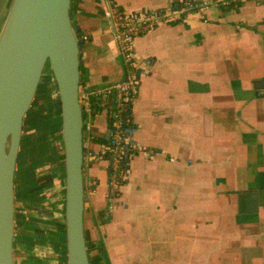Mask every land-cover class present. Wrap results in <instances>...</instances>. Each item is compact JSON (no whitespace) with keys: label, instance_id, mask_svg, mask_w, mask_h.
Returning a JSON list of instances; mask_svg holds the SVG:
<instances>
[{"label":"crops","instance_id":"1","mask_svg":"<svg viewBox=\"0 0 264 264\" xmlns=\"http://www.w3.org/2000/svg\"><path fill=\"white\" fill-rule=\"evenodd\" d=\"M11 1L0 0V32ZM174 1L71 0L79 93L124 77L113 7L140 11ZM134 48L144 73L131 109L133 138L153 153L133 154L109 195L108 163L100 176L99 162L87 157L101 144L92 137L105 134L83 119L87 246L99 251L101 243L109 264H264V0L195 8L141 32ZM29 145L22 132L14 264H65L62 152L52 145L56 165L38 176L42 162L27 157ZM253 197L256 210L248 212ZM18 249L27 253L20 261Z\"/></svg>","mask_w":264,"mask_h":264},{"label":"water","instance_id":"2","mask_svg":"<svg viewBox=\"0 0 264 264\" xmlns=\"http://www.w3.org/2000/svg\"><path fill=\"white\" fill-rule=\"evenodd\" d=\"M70 8L71 0H12L0 32V264H14L16 159L23 118L46 65L62 143L65 264H89L83 223L80 41ZM250 201L255 207L248 212L256 210L257 198Z\"/></svg>","mask_w":264,"mask_h":264},{"label":"built area","instance_id":"3","mask_svg":"<svg viewBox=\"0 0 264 264\" xmlns=\"http://www.w3.org/2000/svg\"><path fill=\"white\" fill-rule=\"evenodd\" d=\"M213 1V0H212ZM242 0H177L156 9L121 11L112 8L113 32L117 39L125 66L124 77L119 81L78 95L83 119L91 118L95 106L104 107L107 133L96 151L88 152L92 161L106 160L108 163L109 195L118 190L125 179L128 162L137 151L150 155L153 150L142 148L133 138L135 124L132 119V104L139 92L140 78L144 73L143 60L134 48V39L141 32L165 22L181 21L191 15L195 8L210 3L229 5ZM109 95V101L108 100Z\"/></svg>","mask_w":264,"mask_h":264},{"label":"rangeland","instance_id":"4","mask_svg":"<svg viewBox=\"0 0 264 264\" xmlns=\"http://www.w3.org/2000/svg\"><path fill=\"white\" fill-rule=\"evenodd\" d=\"M49 76H50V70L49 67H47L46 65L39 82L36 97L34 98L28 111L26 112L22 123V132L24 134V140L26 139V141H29L30 144L28 148L29 150H27V155H28L27 157H29V159L38 160L36 161L35 164H38L39 161L42 162V165L38 166L37 168L38 176L47 175L49 171H51V169H53V167L56 165L54 152L52 151L48 152V150H52V145L59 152H62L61 140L57 136V133L55 132L57 125L56 104H55L54 93L52 91V84L49 80ZM105 117H106L105 111L103 109H99L98 112L92 114V117L89 120V122H94L95 126L98 128L96 133L99 135H104L107 133V121ZM20 153H21L20 156L24 154V152L22 151ZM20 156L18 157V163L19 161H21ZM98 162L99 163H97L98 165L97 167L101 171V167L107 161L102 159ZM43 163L44 164L46 163L45 167L43 166L44 165ZM102 173L103 171H101L98 174L101 176ZM50 196H46V193H43L42 197L46 198ZM49 205H50L49 202H46V204H44L41 207L45 209ZM42 213L46 215L47 214L52 215V212L50 211L49 212L42 211ZM44 227L46 228L50 226H46L43 224L39 225V229L41 230ZM63 245H64V240H63ZM16 253H17L16 254L17 260L20 261L23 258V255L25 256L26 251L25 249H23L21 252V250L18 249ZM37 258L38 259L43 258L42 253H40V255L38 253Z\"/></svg>","mask_w":264,"mask_h":264},{"label":"trees","instance_id":"5","mask_svg":"<svg viewBox=\"0 0 264 264\" xmlns=\"http://www.w3.org/2000/svg\"><path fill=\"white\" fill-rule=\"evenodd\" d=\"M233 5H236V3L233 2L229 5H225V7H227V6L231 7ZM117 10H120V9H117ZM77 37H78V39L80 38V32L78 30H77ZM95 109L97 112L99 110V107L95 106ZM55 132L57 133V136H58V123L56 125V131ZM92 138H93V141H100L101 143L104 141V139L101 138L100 136H93ZM121 183H123V181H121ZM117 191L118 190H116V192ZM86 246H87V244H86ZM96 247H98V248L101 247V249L99 251H94L93 248H90L87 246L89 264H109L107 257H106V254H105V251H104V248L102 247V244L100 243Z\"/></svg>","mask_w":264,"mask_h":264}]
</instances>
